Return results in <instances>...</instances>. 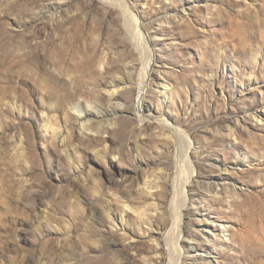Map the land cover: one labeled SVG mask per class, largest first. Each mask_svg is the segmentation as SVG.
Wrapping results in <instances>:
<instances>
[{
  "label": "rangeland",
  "instance_id": "obj_1",
  "mask_svg": "<svg viewBox=\"0 0 264 264\" xmlns=\"http://www.w3.org/2000/svg\"><path fill=\"white\" fill-rule=\"evenodd\" d=\"M126 2L0 0V264H170L176 128L183 264H264V0Z\"/></svg>",
  "mask_w": 264,
  "mask_h": 264
},
{
  "label": "bare ground",
  "instance_id": "obj_2",
  "mask_svg": "<svg viewBox=\"0 0 264 264\" xmlns=\"http://www.w3.org/2000/svg\"><path fill=\"white\" fill-rule=\"evenodd\" d=\"M104 1L109 3L111 7L119 9V11L122 13L123 18L125 19V22H126L125 25L127 26L128 34H130L134 38H137V41L146 44L142 21L138 19V17L133 15L126 0H104ZM149 66H150V63L148 65H144L142 81H141L142 83L141 91L144 89L143 86H145L144 84L148 76ZM128 80H129V77L128 78L125 77V78H121L117 80L116 82L114 81V83L111 84V86L107 90L110 92L111 98L116 97L115 94L117 93V91H119V88L125 85ZM140 104L141 102L138 104L137 109L141 110ZM76 108H77L76 110L79 113L78 120L80 121V124L85 128L87 126L86 123H91L90 121L92 119L99 117V115H97V112H95V110L90 107H88L87 109H83L81 108V105L78 104ZM138 115L141 116V114H138ZM259 118L263 119V116L259 115ZM159 121H160V124L165 128L166 123H168V120L159 119ZM146 123L147 122H145L144 124ZM174 133H176L177 136L179 137V143H178L179 145H177L178 146L177 147L178 148L177 166L179 169L178 174L180 175V177L181 176L182 177L179 178L174 184V195L172 198L171 207L169 211L172 224H171L170 229L167 232L166 242L169 245V249H170V257H171L170 264H183L185 262L186 252L183 250L181 242L183 240L182 237H183V232H184V220L186 216L185 209L190 206V197L188 195V190H189L188 187L189 185L195 182V176H196L195 173L197 172H196V166L194 164V160L192 157L193 143L188 140L189 135L185 134L179 128L178 129L176 128L173 134ZM233 134L235 136V132H233ZM184 171H186V174L183 176ZM214 221L215 220L213 219V222ZM224 228H227V226ZM224 231L225 230H223V232ZM149 234L153 235L154 233H149Z\"/></svg>",
  "mask_w": 264,
  "mask_h": 264
}]
</instances>
